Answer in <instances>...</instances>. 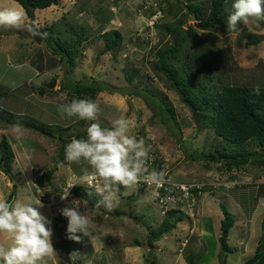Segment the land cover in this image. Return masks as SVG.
Here are the masks:
<instances>
[{"label":"rangeland","instance_id":"obj_1","mask_svg":"<svg viewBox=\"0 0 264 264\" xmlns=\"http://www.w3.org/2000/svg\"><path fill=\"white\" fill-rule=\"evenodd\" d=\"M180 1L184 7L176 18L170 11L176 9ZM186 5L185 0L168 3L161 0H61L59 5L37 10L31 17L13 0H0V10L19 11L25 23V27L19 29L0 28V117L8 118L9 112L43 125L71 126L66 133H60L65 142L86 133L91 123L109 127L117 119H127L129 135L137 140L142 138L149 149L141 176L146 178L152 172L160 176L158 183H148L152 190L147 193L135 187L125 189L124 198L119 193L118 206L111 211L96 212L94 244L80 233L77 234L81 236L80 242H70L71 248L80 254L77 264H187L186 256L192 252L200 264H244L255 254L264 220V166L249 164L242 170L229 172L222 163L210 161V151L221 148L224 142L209 128L201 127V119L196 125L188 104L179 93L169 89L163 81L165 77L161 80L154 70L157 53L169 45L173 36L166 34L164 24L174 23L181 17L187 11ZM231 5L224 15L226 21ZM191 17L186 18L182 29L193 26L197 30L200 38L191 52H198L214 62V76L218 75L228 85L264 86V20L240 24L236 31L228 32L227 27L224 30L220 27L199 29L196 27L199 21ZM53 25L64 40L71 39L72 28L87 36L72 71L44 42L46 32L42 29ZM113 30L124 36V47L122 45L117 56L111 52L103 54L105 41L101 35ZM62 33L70 34L65 37ZM253 39L260 43L246 45ZM33 60L42 69L33 66ZM134 69L140 74L130 84L126 74ZM79 81L105 89L96 97L99 111L95 121L67 117L60 112L61 105L74 98L68 91L61 90L62 85L71 86ZM54 83L55 87L51 88ZM39 87L49 88V92L42 96ZM136 87H148L151 93L168 97L179 128L153 98L132 95ZM111 88L114 91H110ZM119 90L124 94L118 93ZM3 135L11 142L16 158L12 175L0 171V199L8 201L14 191L10 203L19 199L35 204L40 200L42 207H34H39L50 221L56 251L48 264H67L56 225L61 221L59 226L68 235V219L61 210L71 207L73 199H80L70 194L62 199L58 192L63 193L65 186L71 185L75 169H79L76 174L82 175L90 168L83 161L76 167L67 161L61 162L58 136L53 135V140L17 127L0 129V141ZM252 150L259 152L258 147ZM147 167H151L149 172H146ZM50 172L53 174L48 179L46 173ZM161 183L173 185L170 192L186 187L188 196H193L195 188L204 190L199 197L196 195L194 210H191V204L179 207L176 201L167 205L157 201ZM129 196L137 200L130 202ZM84 207L88 206L81 200V211ZM222 207L235 219L227 238L230 250L224 253L220 244L224 236ZM117 210L122 215H118ZM170 210L184 213V220L151 243V230L160 228ZM0 243L7 241L0 237Z\"/></svg>","mask_w":264,"mask_h":264},{"label":"trees","instance_id":"obj_2","mask_svg":"<svg viewBox=\"0 0 264 264\" xmlns=\"http://www.w3.org/2000/svg\"><path fill=\"white\" fill-rule=\"evenodd\" d=\"M18 2L24 10L30 16L37 10H45L52 6L60 4L61 0H13ZM166 3L172 0H161ZM233 0H185L187 11H185L181 17H179L174 23L164 24L166 34L174 35L178 32L176 37V43L173 45L172 40L169 45L160 50L157 53V61L154 66L157 77L163 80L165 77V85L181 95L184 101L189 102L197 110L198 115L201 119V127L209 128L216 137L224 142V145L220 148H214L208 154L209 160L215 163H222L225 169L229 172L234 170H242L247 165L253 164L257 166H264V86H259L260 94H254L256 87H249L244 85H228L223 82V79L218 75L214 76L215 68L214 62L209 60L198 52H191L194 48L195 43L199 41L200 35L193 26H189L188 29H182L183 24L188 16L195 15L196 20L199 23L196 25L197 28L202 30H213L216 28L226 27V20L224 15L227 8L232 4ZM172 7V6H170ZM176 9H172L170 13L174 14L176 18L179 13L183 10L182 2L180 1L176 6ZM164 11V9H163ZM32 26L35 24L32 22ZM56 27L49 26L42 29L45 31L46 36L44 42L47 47L59 56L60 62H66L70 67L71 71L76 68L77 58L79 54V48L82 43L88 39L83 32H79L71 29V39L67 40L61 37V33ZM65 37L70 33H62ZM105 41V47L103 54L108 52L113 53L115 56L122 50L124 36L120 31L113 30L108 31L101 35ZM69 37V36H68ZM260 40L253 39L246 45H257ZM189 47L183 49L185 45ZM124 47V45H123ZM34 63V64H33ZM32 65L37 67L40 64L37 61H32ZM39 69H42L39 67ZM140 74L139 70H133L127 72L126 79L132 84L136 77ZM40 94L44 96L49 92V88L39 87ZM61 90H66L71 95H74L73 99H91L96 101V97L99 93L105 89L96 84H90L88 82L79 81L73 85H62ZM136 93L132 95L140 96L141 98H153L152 100L157 103L166 117L172 121V123L179 128L176 120L175 109L168 100V97L162 94L159 97L158 92H150V88L142 87L138 89L136 87ZM110 91H114L111 88ZM120 94H124L119 90ZM88 96V97H86ZM72 99V100H73ZM9 117H0V129L6 130L9 127L22 128L27 131L50 137L54 140V136L59 137V141H63L60 133H66L71 126H51L43 125L36 120L25 119L26 116H16L13 113L8 112ZM22 118V119H21ZM58 132V133H57ZM52 135V136H49ZM54 135V136H53ZM86 133H80L76 138H84ZM64 146L60 143L59 160L65 162ZM258 147V151H253L252 148ZM205 155V154H204ZM16 153L14 148L6 135H3L0 141V171L6 175H12L13 166L15 163ZM74 167L77 163H73ZM149 172L151 167H147ZM162 167L158 169L161 170ZM75 169V168H74ZM79 169L74 170V179L81 176L76 174ZM44 176V172H42ZM52 172L46 173V177L51 179ZM83 175V174H82ZM69 187L68 184L65 186ZM140 192L152 190L146 183L143 186H134ZM64 190V189H63ZM124 188L121 187L119 193L124 198ZM94 191V189L88 186H74L70 189L69 194L84 201L89 208H92L99 199L98 196H88L87 192ZM59 191L60 196L64 195ZM163 192V190H162ZM198 195L199 190L195 188L193 192ZM165 195V193H164ZM14 191L11 194L10 202ZM130 202H135L133 197L129 196ZM180 205V204H179ZM180 207V206H179ZM223 208L224 219L221 221V230L224 236L220 238V244L224 252L230 250L227 244V238L229 231L235 225V219ZM102 207L99 211H103ZM118 215H122L119 210L116 211ZM185 214L179 210H170L166 212L165 218L158 229L151 230L150 241L151 243L155 239H159L163 233H168L176 228L177 224L184 220ZM138 220L137 217H135ZM58 223L56 228L58 229V236L61 239L62 246L61 251L71 253L74 250L70 246L71 240L68 239V235L64 233L62 226ZM262 235L260 242L255 250V254L252 258L247 260L244 264H264V220L261 224ZM203 252V251H201ZM187 264H200L197 256L192 252L186 256ZM77 264V262H76ZM79 264V263H78ZM226 264V262L222 263Z\"/></svg>","mask_w":264,"mask_h":264},{"label":"clouds","instance_id":"obj_3","mask_svg":"<svg viewBox=\"0 0 264 264\" xmlns=\"http://www.w3.org/2000/svg\"><path fill=\"white\" fill-rule=\"evenodd\" d=\"M253 20H264V0H234L226 21L227 31H236L238 25H247ZM22 27H25L24 17L19 11L0 10V28ZM253 91L259 95V86ZM98 111L97 103L91 99H73L60 107L62 115L86 121H95ZM129 131L130 121L124 118L113 121L109 127L91 123L84 138L74 137L65 144L67 163L86 162L90 171L86 170L75 183L65 188L62 199H67L70 189L77 185L93 188L94 191L87 192V195L99 197L92 208L84 207L81 211V200L73 199L71 207L61 210L68 219V239L80 242L81 236L77 235L80 233L94 244L97 238L93 236L97 230L96 212L102 207L111 211L119 204L120 188L130 189L139 182L149 149L142 138L137 140L129 135ZM145 179L150 184L158 183L160 176L152 172ZM34 205L42 207L40 200L32 204L19 199L11 203L0 199V237L7 241L6 244L0 243V264H48L53 260L56 251L50 221ZM79 255L77 251L69 254L71 264H76Z\"/></svg>","mask_w":264,"mask_h":264},{"label":"built area","instance_id":"obj_4","mask_svg":"<svg viewBox=\"0 0 264 264\" xmlns=\"http://www.w3.org/2000/svg\"><path fill=\"white\" fill-rule=\"evenodd\" d=\"M143 183H146L148 185V182L146 181V179L141 176L139 183H137L136 186H139V184L143 185ZM170 186H173V185L166 184V183L160 184V187L158 189L159 193H158L157 201H160L164 205H167V204H169V202H172V201L173 202L176 201L177 205L180 204L179 206H185L186 204H191L189 206H190L191 210H194L192 206L195 205V201H196L195 198H197V196L194 193H192L193 196H188V193H185V192H187L186 187L178 189V192H172V190L170 192V189H172V187H170ZM215 188H216V186H215ZM197 189L199 190V193H198V197H199L204 189H199V188H197ZM162 190H163V192H162ZM179 190H182L184 193H182V192L180 193ZM164 193H165V195H164ZM190 199L192 201H188Z\"/></svg>","mask_w":264,"mask_h":264},{"label":"water","instance_id":"obj_5","mask_svg":"<svg viewBox=\"0 0 264 264\" xmlns=\"http://www.w3.org/2000/svg\"><path fill=\"white\" fill-rule=\"evenodd\" d=\"M182 7H184L183 5H182ZM33 17V16H32ZM191 20H196V16L195 15H192V17H191ZM183 26H185V25H183ZM177 35H178V32H176L173 36H172V43H173V45H175V43H176V37H177ZM37 39V38H36ZM55 85H56V83H54V84H52V85H50V86H52L51 88H53V87H55ZM187 104H188V106L191 108V110H192V114H193V117H194V119H195V122H196V125H199V123H200V117H199V115H198V112H197V110L192 106V104H190L189 102H187V101H185ZM61 143H62V145H65L66 143H68V142H65V141H61ZM152 248H153V246H151ZM64 260H65V262L67 263V264H71V261L69 260V253H65V258H64Z\"/></svg>","mask_w":264,"mask_h":264},{"label":"crops","instance_id":"obj_6","mask_svg":"<svg viewBox=\"0 0 264 264\" xmlns=\"http://www.w3.org/2000/svg\"><path fill=\"white\" fill-rule=\"evenodd\" d=\"M38 170V169H37ZM34 174V173H33ZM1 175L3 176V173H1ZM260 200H262L261 198H260ZM252 218V217H251Z\"/></svg>","mask_w":264,"mask_h":264}]
</instances>
